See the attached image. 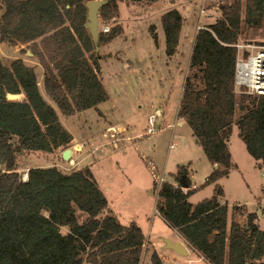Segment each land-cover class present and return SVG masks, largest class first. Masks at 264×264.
<instances>
[{
  "label": "trees",
  "instance_id": "trees-1",
  "mask_svg": "<svg viewBox=\"0 0 264 264\" xmlns=\"http://www.w3.org/2000/svg\"><path fill=\"white\" fill-rule=\"evenodd\" d=\"M88 1L0 0V41L27 45L23 53L33 51L45 69L46 93L65 115L98 108L109 98L101 66L91 55L96 44L85 26ZM119 1L107 0L100 18H119ZM219 9L214 22L197 30L178 112L217 165L206 183L229 174L234 122L249 153L264 167V95L235 89V44L243 22L263 24L264 0H231ZM162 19L166 52L172 56L184 19L177 8ZM123 32L118 24L107 33L101 27L99 45ZM35 70L21 57L0 59V264H140L147 235L135 222L120 221L89 166L67 173L55 165L31 167L27 180L18 171L16 138L29 152H54L74 138L42 94ZM10 94L24 97L10 99ZM176 179L163 182L157 192V211L170 227L210 264H264V229L255 212L242 223L240 205L231 210L222 203L219 184L214 196L194 204L189 199L195 188L181 189L185 182L191 187L184 167ZM159 255L152 253V264H164Z\"/></svg>",
  "mask_w": 264,
  "mask_h": 264
},
{
  "label": "rangeland",
  "instance_id": "rangeland-1",
  "mask_svg": "<svg viewBox=\"0 0 264 264\" xmlns=\"http://www.w3.org/2000/svg\"><path fill=\"white\" fill-rule=\"evenodd\" d=\"M130 1H119V20L100 18V30L103 25L113 30L117 24L124 29L122 34L101 44V76L108 100L98 108L65 115L46 93L43 78L39 80L42 94L56 106L62 124L81 144L69 143L60 148L61 152L59 148L54 152H29L20 148L16 138L17 168L23 179H28L31 167L58 164L61 171L70 172L89 166L121 222H136L147 235L143 264H152L153 247L164 264H210L196 251L178 255L164 248V238L174 236V231L157 211L159 188L155 182L163 177L166 182L177 183L176 174L184 167L191 186L195 185L189 199L192 203L214 196L219 184L224 192L221 202L231 210L240 205L242 223L247 222L249 213L255 212V222L264 229V167L260 168L249 153L237 122L232 125L228 141L232 154L229 174L217 183H206L217 165L210 162L190 125L178 117L192 57L193 33L199 26L214 22L221 15L219 6L231 0H158L151 4ZM172 7L181 12L187 22L185 29L190 28L191 32H187L179 51L170 56L166 52L162 13ZM239 42L263 43L264 22L259 27L243 22ZM22 48L27 49V45L17 47L0 41V59L9 62L21 56L34 67L38 58L21 52ZM152 116L156 122L151 125ZM109 126L117 130L110 132ZM150 126L155 127V132H148ZM65 149H72L74 156L64 159Z\"/></svg>",
  "mask_w": 264,
  "mask_h": 264
},
{
  "label": "built area",
  "instance_id": "built-area-1",
  "mask_svg": "<svg viewBox=\"0 0 264 264\" xmlns=\"http://www.w3.org/2000/svg\"><path fill=\"white\" fill-rule=\"evenodd\" d=\"M204 11V10H203ZM203 26H199V29ZM103 32H110L109 25H103ZM238 58L235 66V89L237 92L251 95H264V42L263 43H238ZM156 122V117H150L151 125ZM148 132H155V127L149 128ZM164 178L158 181L161 188ZM195 188V185L192 187ZM182 191L188 192L191 187L181 186Z\"/></svg>",
  "mask_w": 264,
  "mask_h": 264
},
{
  "label": "crops",
  "instance_id": "crops-1",
  "mask_svg": "<svg viewBox=\"0 0 264 264\" xmlns=\"http://www.w3.org/2000/svg\"><path fill=\"white\" fill-rule=\"evenodd\" d=\"M160 1V0H159ZM158 1V2H159ZM174 7H172V8H169L168 10H170V9H173ZM168 10H165L163 13H162V15L165 13V12H167ZM183 19H184V17H183ZM115 21H117V20H119V18H116V19H114ZM117 23V22H116ZM186 25H187V22H185V19H184V25H183V29H182V32H181V38H180V44L179 45H181V42H182V40L184 39V37H186L187 38V32L188 31H190L191 32V29L189 28V29H185V27H186ZM196 33H197V31L195 30V32L193 33V35H195L196 36ZM195 38V37H194ZM196 39V38H195ZM194 39V40H195ZM194 40L192 41V48H191V52H192V49H193V44H194ZM4 42H1V44H3ZM17 47H18V45H17ZM179 48V47H178ZM179 51V49L177 50V52ZM27 53H29L30 55H32L33 57H36L33 53H32V51L31 50H28L27 51ZM94 58H95V60L96 61H98L99 62V64H100V66H101V74H102V65H101V61H102V59H103V54H102V48H101V46H100V52H96V50L94 51ZM176 54V53H175ZM18 57H21V56H18ZM22 58V57H21ZM37 58V57H36ZM38 60V59H37ZM127 65L129 66V63H127ZM34 68L36 69L35 71H36V74H37V76H38V81L40 80V79H42L43 78V82H44V76H45V74H44V71H45V69L43 68V66L39 63V62H37V64H34ZM44 70V71H43ZM101 78H102V76H101ZM103 81V80H102ZM21 97H24L23 95H20V98ZM158 112L159 113H161V110H158ZM124 129V128H122V127H119V129ZM112 129H115V131L117 130V128H115V126H109L108 127V130L111 132V130ZM71 132V131H70ZM72 133V132H71ZM72 135H73V140H72V144L73 143H80L81 144V142L75 137V135L72 133ZM70 143V144H71ZM66 145H64V146H62V147H65ZM82 147V146H81ZM61 148V147H60ZM59 148V149H60ZM58 149V150H59ZM66 150V149H65ZM65 150H62V152H64ZM72 150V149H71ZM58 152H61V149H60V151H58ZM55 154H57V153H55ZM72 155L74 156V151L72 150ZM55 166H57L58 167V164H56ZM76 170V169H75ZM63 172H65V173H67L66 171H63ZM191 189H194V188H192V186H191ZM103 190V189H102ZM104 191V190H103ZM104 193H105V191H104ZM160 215V214H159ZM161 216V215H160ZM162 217V216H161ZM120 219V218H119ZM121 221V220H120ZM165 221V220H164ZM166 222V221H165ZM132 223V222H131ZM136 223V222H135ZM130 224V223H129ZM137 224V223H136ZM172 228V227H171ZM173 229V231H174V233H173V235L174 236H167V237H165L164 238V241H165V239L166 238H169L171 241H173V242H177V241H182V242H184V244L187 246V248H188V250H189V254L188 255H190L191 253H192V251H196L199 255H200V257L202 256V258L203 259H205V257L198 251V250H196L195 248H193L192 246H190L189 245V243L186 241V239L184 238V236H182L181 234H180V232L178 231V230H176V229H174V228H172ZM145 234V233H144ZM164 248H166L167 250H172V252H174L175 254H178L176 251H174L173 249H170L169 247H167V245H166V243H165V245H164ZM148 249V240L146 239V243H145V249H144V254H143V256H142V260H141V263L140 264H143L144 263V257H145V252H146V250ZM153 251H156L157 253H158V251L153 247ZM159 254V253H158ZM152 255V254H151ZM178 255H181V254H178ZM160 256V255H159ZM161 257V256H160ZM162 259V258H161ZM163 260V259H162ZM206 260V259H205ZM207 261V260H206ZM208 262V261H207ZM86 264H88V263H86Z\"/></svg>",
  "mask_w": 264,
  "mask_h": 264
},
{
  "label": "water",
  "instance_id": "water-1",
  "mask_svg": "<svg viewBox=\"0 0 264 264\" xmlns=\"http://www.w3.org/2000/svg\"><path fill=\"white\" fill-rule=\"evenodd\" d=\"M107 3V0H90L86 3L88 12H87V17L88 21L85 23V26L90 30L91 34L93 35V40L96 44V52H100V8ZM10 99H19L20 95L17 94H10L9 95ZM72 155V150L71 149H66L63 152V158L68 159ZM27 180V179H24ZM185 182V181H184ZM183 186L188 187L187 183L185 182ZM167 247L170 249H173L176 251L178 254L181 255H188L189 250L187 246L184 244L182 241H177L173 242L169 238L165 239Z\"/></svg>",
  "mask_w": 264,
  "mask_h": 264
},
{
  "label": "bare ground",
  "instance_id": "bare-ground-1",
  "mask_svg": "<svg viewBox=\"0 0 264 264\" xmlns=\"http://www.w3.org/2000/svg\"><path fill=\"white\" fill-rule=\"evenodd\" d=\"M27 179V178H26Z\"/></svg>",
  "mask_w": 264,
  "mask_h": 264
}]
</instances>
